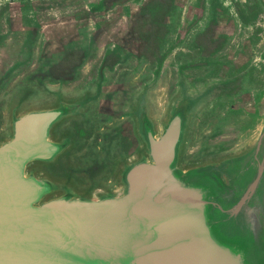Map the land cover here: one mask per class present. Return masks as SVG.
<instances>
[{
  "label": "water",
  "instance_id": "obj_1",
  "mask_svg": "<svg viewBox=\"0 0 264 264\" xmlns=\"http://www.w3.org/2000/svg\"><path fill=\"white\" fill-rule=\"evenodd\" d=\"M9 49L0 56V264H264V76L243 97L216 81L242 73L246 60L227 59L226 71L212 58L164 106L148 95L124 106L120 72L67 91L43 79L31 87L41 107L23 108L16 98L26 88L11 93L1 76L39 72L43 58L13 71L29 50ZM207 102L215 141L229 145L237 133L255 144L186 163L193 118ZM89 138L98 141L91 158L73 153Z\"/></svg>",
  "mask_w": 264,
  "mask_h": 264
},
{
  "label": "crops",
  "instance_id": "obj_2",
  "mask_svg": "<svg viewBox=\"0 0 264 264\" xmlns=\"http://www.w3.org/2000/svg\"><path fill=\"white\" fill-rule=\"evenodd\" d=\"M174 4L176 6L177 3ZM92 5L95 4L89 0H82V3L66 0H0V42L29 43L37 38L42 44H50L51 41L67 44L95 39L97 48L92 55L78 64L76 62L77 69L73 76L70 75L66 56H60L61 60L50 66L51 52L44 54L42 66H39L43 69L44 79L50 80L58 89L67 91L77 86L99 88L106 75L126 72V107L131 102L135 103L137 98H147V95L153 107L164 106L176 91L184 88L185 82L191 80L189 75L198 72L199 76H203L212 58L218 57L219 70L226 71L229 59L242 57L246 60L242 63V73L216 80L229 90L235 85L240 97L247 96L246 93L253 89L252 81L257 80L258 73L264 76V0H216V4L210 1L205 6L202 0H185L184 5L180 4L171 14L173 18H178L177 24L166 25L167 31L154 38L156 51L153 52L154 48L143 53L137 49L128 53L115 52L114 41L122 39L123 33L115 32L116 24L113 22L99 23V20L93 19L111 21L116 8L106 10L98 5L102 8H96L97 12L94 13ZM78 6H82V9L76 8ZM123 6L121 9L127 10L126 4ZM212 25L218 37L212 39L214 49L208 52L198 40ZM184 28L192 31L186 32ZM180 33L183 34L181 37ZM164 40L165 44H162ZM253 42H256L255 45ZM99 44L114 45L102 56ZM149 68L152 77L142 79ZM254 69L255 75L254 71L250 73ZM131 74L136 76L132 78ZM136 81L137 85L132 86ZM119 103L116 101L114 108ZM110 108L108 106L105 110Z\"/></svg>",
  "mask_w": 264,
  "mask_h": 264
},
{
  "label": "rangeland",
  "instance_id": "obj_3",
  "mask_svg": "<svg viewBox=\"0 0 264 264\" xmlns=\"http://www.w3.org/2000/svg\"><path fill=\"white\" fill-rule=\"evenodd\" d=\"M133 1V0H132ZM131 1V2H132ZM41 30L43 29V27H39ZM53 28V27H52ZM57 36V35H56ZM19 37L20 39L23 38ZM53 39V37H52ZM3 42V41H2ZM0 42V43H2ZM10 46L8 44H0V56H2L4 54V52H6L8 50V48L13 47V51H21L24 52L26 46L28 47L27 52L30 55L31 58L26 59L27 55H25V53H23L22 55H18V57L16 58V64L13 67V71L15 70H19L22 68L27 67V63L29 64L31 62V59L34 60V62L37 61H42V58L45 55H48L49 52H51L52 55V59L54 60L56 59L55 55H53V52H59L61 50L64 49V45L63 43L60 42H53L51 41L50 44H41L37 43V42H30L27 44H22V42L19 43H9ZM101 47L104 46L103 44H99ZM114 44H105L104 48L107 50H100V52L106 53L107 51H109V49H111V47ZM4 48V49H3ZM9 49V50H10ZM4 50V51H2ZM6 54V53H5ZM33 57V58H32ZM3 63V62H2ZM19 63H23L22 65H20ZM42 64V62H41ZM39 70V69H38ZM40 72L36 73H28V72H23V73H19L17 75H3L1 76L2 78H5L8 83L9 86V91L11 93H13L14 91L26 88L22 91H20L17 94V100H21L22 101V106L23 108H33V107H41L42 103H43V98L40 97V99L42 100V102H39V93L37 90H33V88H31L34 84V86H38L42 84V80L44 79V74H43V69L42 67H40ZM4 79V81H5ZM15 96V94H14ZM212 103L211 102H207L206 104H203L200 108V110L196 113L195 117L193 118L194 121H192V125H191V130H190V134H189V140L187 143V147H186V151H185V155H184V162L186 163H192V162H200V161H210L216 158H222V157H229V156H236L239 155L241 152H244L246 150H249L250 147L249 146H254L253 143L254 140L252 139L249 144L251 143V145H242V141L243 137H239L238 134H234L231 139V144L226 145L225 141H222L221 139L219 140H214L213 137H215V135L218 133L216 130V132L214 130H212L211 126L206 122V116H208V109H210ZM218 105L215 106L216 111L214 112L215 114L218 113ZM264 114V112H263ZM1 115V113H0ZM1 120V117H0ZM81 126V128H85L86 130H88L89 128V119H87V117L82 118V120H80L78 122ZM84 130V129H83ZM89 131V130H88ZM86 137L89 135L87 132L84 134ZM224 140V139H223ZM211 141V142H210ZM84 144L83 147L84 149H82V146L79 147L77 150H75L73 153H82V155L84 154V158H86L87 156H89L90 158L92 156H90V153H96V146L98 145V141L95 138H89V139H85L83 140ZM213 144L212 146H210L209 144ZM244 150V151H243ZM89 154V155H88ZM81 155V154H78ZM79 156L77 155H72L71 159H69L70 163L72 164V162L74 163L75 160L78 158ZM87 162H85L86 164ZM77 166V165H76ZM79 173H81L82 175L86 174V171L88 170L87 166L84 167L83 164H81V166H77L76 169ZM80 175V176H82Z\"/></svg>",
  "mask_w": 264,
  "mask_h": 264
},
{
  "label": "flooded vegetation",
  "instance_id": "obj_4",
  "mask_svg": "<svg viewBox=\"0 0 264 264\" xmlns=\"http://www.w3.org/2000/svg\"><path fill=\"white\" fill-rule=\"evenodd\" d=\"M72 2L82 3V0H66ZM88 1V0H87ZM92 5V12H97L96 8L98 5H102L109 10L114 7L115 16L110 18L111 21H106V19L95 18L93 20H99V23L108 22L116 24V33L120 31L123 33L124 37L119 40H115L114 51L123 53V51L135 50L137 49L140 52H147L148 50H154L156 45L154 44V38L163 34L166 30V27L169 25L175 26L178 22V18L175 19L171 14L173 11H176L180 4L184 5L185 0H89ZM132 1V2H131ZM212 2L216 4V0H202V5L205 6L206 3ZM176 2V6L174 4ZM126 4V8L123 5ZM201 5V4H200ZM175 6V8H174ZM76 8L82 9V6ZM120 8V9H119ZM75 9V8H74ZM119 9V10H118ZM100 13V12H99ZM172 17V19L170 18ZM167 25V26H166ZM186 32L192 31L184 28ZM194 33V32H192ZM183 34L180 33V37ZM214 31V25L211 26V29L207 30L202 34L198 40L201 45L206 46L208 52L212 51L213 43L212 39L217 38ZM181 42V40H180ZM61 43V42H60ZM65 44V43H64ZM165 44V40L162 42ZM98 42L95 39H90L88 41H78V42H69L64 45V49L59 52H53L56 59L49 60L48 63L50 66H53L59 60L60 56L63 58L66 56V62L68 64L70 75L73 76L75 70L77 69V64L80 60H84L90 55H92L97 48ZM123 47V48H121ZM157 48V47H156ZM156 48L153 52L156 51ZM126 49V50H124ZM77 62V64H76ZM22 65L23 63H19Z\"/></svg>",
  "mask_w": 264,
  "mask_h": 264
}]
</instances>
